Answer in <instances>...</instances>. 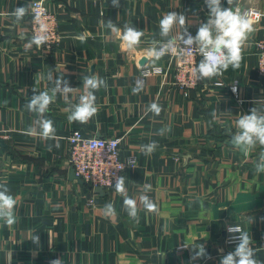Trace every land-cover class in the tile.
<instances>
[{
	"label": "crops",
	"instance_id": "1",
	"mask_svg": "<svg viewBox=\"0 0 264 264\" xmlns=\"http://www.w3.org/2000/svg\"><path fill=\"white\" fill-rule=\"evenodd\" d=\"M32 1L0 0V138L5 144L0 145V183L17 201L16 222L0 221V264H50L54 259L62 264H220L236 247L226 243L231 224L242 225L255 258L264 261V171L256 170L264 147L257 144L243 154L229 145L240 115L253 107L264 111L256 48L264 35V0H234L232 5L221 0L223 8L254 9L261 16L251 21L254 30L239 68L202 79L188 92L173 83L171 71L141 76L140 61L149 59L154 41L164 42L159 21L167 12H182L196 34L207 21L205 0H119L118 8L112 0H47L60 22V41L52 52L36 45L25 50L30 11L19 22L10 15ZM109 19L120 35L104 26ZM126 24L143 31L130 51L121 39ZM181 31L177 25L171 35ZM50 71L76 88L69 94L73 103L83 92V76L95 74L107 87L95 92L98 112L84 124L67 119L69 106L57 94L45 114L57 139L45 141L25 134L37 119L25 104L33 89L54 87L47 79ZM138 79L145 87L133 94ZM219 79L237 81L238 96L215 87ZM153 101L162 108L158 116L146 111ZM161 129L164 135L157 134ZM75 130L121 137L122 157L137 156L138 165L123 176L128 196L138 201L137 220L128 216L115 187L99 194L71 179L68 138ZM152 141L158 147L145 155L142 146ZM144 184L151 185L147 195L158 206L155 213L139 205ZM92 198L94 206L88 204ZM108 203L115 214L105 217ZM35 235L39 242L34 244ZM197 243L205 246L207 257L192 260L191 247L180 249Z\"/></svg>",
	"mask_w": 264,
	"mask_h": 264
},
{
	"label": "clouds",
	"instance_id": "2",
	"mask_svg": "<svg viewBox=\"0 0 264 264\" xmlns=\"http://www.w3.org/2000/svg\"><path fill=\"white\" fill-rule=\"evenodd\" d=\"M227 2L232 5L234 0H227ZM205 4L209 10L207 21L200 24L195 36L188 31V26H186L187 18L182 12L170 11L164 14L159 21V28L160 35L165 40L164 42L154 41L153 46L148 50V56L154 58V60H159L164 55L177 51V45L180 46L181 53L191 55L193 50L198 51L202 59L193 69V75L198 80L211 79L222 75L230 66L234 69L239 68L242 60V51L246 46L249 34L254 30L249 19L251 13L241 12L239 8L235 10L232 7L223 8L221 0H205ZM112 6L118 8L120 6L119 0H112ZM31 8V4L19 6L10 15L15 17L16 22H19L29 14ZM34 19L40 22V14H35ZM177 25L182 31L178 36H172L173 28ZM104 26L114 34H121V29L110 19ZM142 36L143 31L126 24L124 25L121 39L126 49L130 51L140 44ZM48 39L47 29L41 22L39 23L38 31L27 41L25 50L30 49L33 45L40 47ZM157 44L159 45L158 47ZM156 71H159V69H156ZM47 79L54 83V87L40 92L33 89L34 94L25 104L27 110L37 116L33 125L25 131V134L39 137L45 141L57 139L53 121L45 116L49 111V106L55 102L57 94L61 95L69 106L67 119L70 122L84 124L98 112L95 92L101 87H107L106 81L95 74L83 76V92L79 96L78 102L73 103L69 99V94L76 91V88L70 87L68 81L63 79V76L54 78L51 71L48 73ZM144 87L145 81L138 79L132 89L133 94H138ZM233 92H236L235 87H233ZM146 111L158 116L162 108L157 102L153 101L148 105ZM215 115L213 113L214 117ZM235 127L238 131L232 136L231 143L237 148L242 146L243 150L247 152L255 148L257 144L264 147V111L259 107L251 108L249 114L240 115L235 122ZM165 131L166 129H161L157 134L164 135ZM157 147V142L152 141L147 145H143L142 149L145 155H151ZM256 170L257 172L264 171V151L260 153ZM114 187L116 193L123 197V207L128 216L133 220H137L138 201L128 196L125 187V177L117 176ZM150 191L151 185L144 184L142 194L139 196V205H142L146 212L155 213L158 211V206L147 195ZM16 204L17 201L10 194L8 186L0 183V221H3L7 226H11L16 222ZM103 214L105 217L115 214L112 203L104 206ZM249 219L252 223L253 218L249 217ZM227 231L231 234L229 237L230 242L237 243L234 251L221 257L220 264H264V261H259L255 258V250L252 247L251 238L247 231H244L239 224L228 226ZM32 241L34 244L39 242V236L35 235ZM184 247L193 249L192 260L207 257L206 248L203 244L184 245ZM50 264H62V259H54Z\"/></svg>",
	"mask_w": 264,
	"mask_h": 264
},
{
	"label": "built area",
	"instance_id": "3",
	"mask_svg": "<svg viewBox=\"0 0 264 264\" xmlns=\"http://www.w3.org/2000/svg\"><path fill=\"white\" fill-rule=\"evenodd\" d=\"M31 5L30 36L32 37L38 31L39 23L42 22L47 29L49 39L39 48L45 52H52L60 41L58 14L51 8L47 0H33ZM247 12L251 13L249 17L251 21H257L261 16V13L254 9ZM37 13L41 16L40 22L34 19ZM188 31L195 36L193 30L188 29ZM256 48L258 56L257 71L264 78V35L256 42ZM201 59L202 57L198 51L193 50L192 54L188 55L187 53H181L180 46L177 45V51L170 52L159 60L149 57V62L141 68V76L164 75L171 71L173 73V83L180 89L188 92L196 89L201 83V80L196 79L193 75V69ZM156 69H159V71H156ZM213 85L218 88L227 87L234 96H238L239 84L237 81L225 83L222 79H219ZM233 87L236 88V92H233ZM68 142L70 146L69 164L74 169L76 176L84 181L85 185L89 186L92 190H95L97 187H101L104 190L114 187L117 176H124L129 168H135L138 165L136 155H132L126 159L122 157V138L118 136L97 137L86 135L80 130H75L69 136ZM88 204L94 206L96 204L95 199H90ZM235 225L237 224L229 226ZM239 225L242 227L241 224ZM242 229L244 230L243 227ZM226 233V243L236 245L237 242H230L229 237L231 234L228 233L227 229ZM184 248L187 247H184V245L180 247V249Z\"/></svg>",
	"mask_w": 264,
	"mask_h": 264
},
{
	"label": "water",
	"instance_id": "4",
	"mask_svg": "<svg viewBox=\"0 0 264 264\" xmlns=\"http://www.w3.org/2000/svg\"><path fill=\"white\" fill-rule=\"evenodd\" d=\"M54 1L59 2L60 0H54ZM225 7H226V6H225ZM148 61H149V59H148L147 57H144V58L140 61V65H141V67H144ZM232 136H233V135H232ZM232 136H231V138H232ZM0 145H5V144H4V141L1 140V138H0ZM229 145H230V146H233V147H235V148H237L234 144L231 143V141H230ZM237 149H238L241 153H243V154L246 153V152L243 150V147H242V146H241V148H237ZM70 177H71V179H77L81 184L85 185V182L82 181L81 179H79V178L76 176L74 169L71 171V176H70ZM95 192H97V193H99V194H104V189L101 188V187H97V188L95 189Z\"/></svg>",
	"mask_w": 264,
	"mask_h": 264
}]
</instances>
